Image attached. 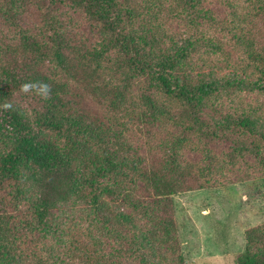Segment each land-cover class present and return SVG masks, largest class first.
I'll return each instance as SVG.
<instances>
[{
    "label": "trees",
    "instance_id": "16d2710c",
    "mask_svg": "<svg viewBox=\"0 0 264 264\" xmlns=\"http://www.w3.org/2000/svg\"><path fill=\"white\" fill-rule=\"evenodd\" d=\"M247 184L264 0H0V264H186L175 198Z\"/></svg>",
    "mask_w": 264,
    "mask_h": 264
},
{
    "label": "rangeland",
    "instance_id": "374dc122",
    "mask_svg": "<svg viewBox=\"0 0 264 264\" xmlns=\"http://www.w3.org/2000/svg\"><path fill=\"white\" fill-rule=\"evenodd\" d=\"M186 264H234L249 227L264 222V189L254 184L175 198Z\"/></svg>",
    "mask_w": 264,
    "mask_h": 264
},
{
    "label": "clouds",
    "instance_id": "9594fccd",
    "mask_svg": "<svg viewBox=\"0 0 264 264\" xmlns=\"http://www.w3.org/2000/svg\"><path fill=\"white\" fill-rule=\"evenodd\" d=\"M32 89H37L39 91H42V92H46L47 89H48V85L47 84H44V83H39V85H37L36 83H24L21 85V90L22 91H29V90H32Z\"/></svg>",
    "mask_w": 264,
    "mask_h": 264
}]
</instances>
